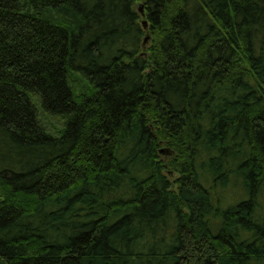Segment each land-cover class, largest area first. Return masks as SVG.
<instances>
[{
  "label": "trees",
  "instance_id": "16d2710c",
  "mask_svg": "<svg viewBox=\"0 0 264 264\" xmlns=\"http://www.w3.org/2000/svg\"><path fill=\"white\" fill-rule=\"evenodd\" d=\"M262 192L264 0H0V264H264Z\"/></svg>",
  "mask_w": 264,
  "mask_h": 264
},
{
  "label": "rangeland",
  "instance_id": "374dc122",
  "mask_svg": "<svg viewBox=\"0 0 264 264\" xmlns=\"http://www.w3.org/2000/svg\"><path fill=\"white\" fill-rule=\"evenodd\" d=\"M232 189L233 188H231V191H232ZM231 191H229V189H228L227 191H225L224 193H222V196L224 197V200H225V203H226L225 206L229 205L230 202L233 203V200L232 199H233L234 190L232 192ZM261 195H264V193L262 192Z\"/></svg>",
  "mask_w": 264,
  "mask_h": 264
},
{
  "label": "water",
  "instance_id": "95a60500",
  "mask_svg": "<svg viewBox=\"0 0 264 264\" xmlns=\"http://www.w3.org/2000/svg\"><path fill=\"white\" fill-rule=\"evenodd\" d=\"M139 11H140V14L142 15L143 14L142 13V7H139ZM148 40H149V36L145 37V39L143 41L144 45H146V43L148 42Z\"/></svg>",
  "mask_w": 264,
  "mask_h": 264
}]
</instances>
